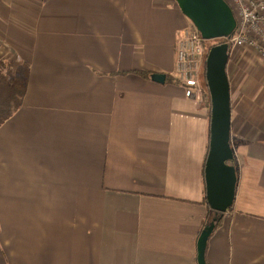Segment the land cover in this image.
Here are the masks:
<instances>
[{"label": "crops", "instance_id": "obj_1", "mask_svg": "<svg viewBox=\"0 0 264 264\" xmlns=\"http://www.w3.org/2000/svg\"><path fill=\"white\" fill-rule=\"evenodd\" d=\"M189 24L176 0H0L25 83L0 125V264H198L214 211L210 110L174 73ZM228 75L238 183L206 259L264 264V78Z\"/></svg>", "mask_w": 264, "mask_h": 264}, {"label": "water", "instance_id": "obj_2", "mask_svg": "<svg viewBox=\"0 0 264 264\" xmlns=\"http://www.w3.org/2000/svg\"><path fill=\"white\" fill-rule=\"evenodd\" d=\"M182 12L203 38L228 37L235 31L237 20L227 0H176ZM229 44L210 47L205 63V77L210 94V143L205 165L206 200L214 214L197 240L198 264L206 259L208 240L223 214L234 204L238 183L236 159L231 141L232 106L228 63ZM152 79L164 83L166 74L153 73Z\"/></svg>", "mask_w": 264, "mask_h": 264}, {"label": "built area", "instance_id": "obj_3", "mask_svg": "<svg viewBox=\"0 0 264 264\" xmlns=\"http://www.w3.org/2000/svg\"><path fill=\"white\" fill-rule=\"evenodd\" d=\"M232 6L237 25L232 35L218 38L229 44L231 54L236 47L254 49L264 58V0H227ZM212 40L202 37L193 24L182 28L176 37L175 78L183 85L185 95L197 101L209 92L205 63Z\"/></svg>", "mask_w": 264, "mask_h": 264}, {"label": "trees", "instance_id": "obj_4", "mask_svg": "<svg viewBox=\"0 0 264 264\" xmlns=\"http://www.w3.org/2000/svg\"><path fill=\"white\" fill-rule=\"evenodd\" d=\"M217 42L219 41L212 40L210 46L217 44ZM10 67L11 65H9V63L0 62V125L8 120L21 106L22 98L25 94L24 79H19L15 76L8 78L9 75L7 74V70H9Z\"/></svg>", "mask_w": 264, "mask_h": 264}, {"label": "rangeland", "instance_id": "obj_5", "mask_svg": "<svg viewBox=\"0 0 264 264\" xmlns=\"http://www.w3.org/2000/svg\"><path fill=\"white\" fill-rule=\"evenodd\" d=\"M228 71L229 74L231 73V75H233L234 84L236 85L246 73L248 77H256L257 83H259L261 78H264V58L254 49L236 47L231 54ZM7 74L9 75L8 78L13 77L10 69L7 70ZM203 102L210 110V101L207 102L203 99Z\"/></svg>", "mask_w": 264, "mask_h": 264}]
</instances>
